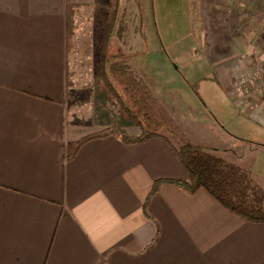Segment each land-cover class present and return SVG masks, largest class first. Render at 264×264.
Listing matches in <instances>:
<instances>
[{
  "label": "crops",
  "instance_id": "1",
  "mask_svg": "<svg viewBox=\"0 0 264 264\" xmlns=\"http://www.w3.org/2000/svg\"><path fill=\"white\" fill-rule=\"evenodd\" d=\"M96 1L0 0V264H264V222L204 189L162 183L144 207L156 179L187 178L172 149L183 142L246 170L216 151L244 154L264 189L253 173L264 165V0H199L212 111L181 137L110 135L66 161L65 142L104 127L66 116L65 6ZM254 71L239 96L236 77Z\"/></svg>",
  "mask_w": 264,
  "mask_h": 264
},
{
  "label": "rangeland",
  "instance_id": "2",
  "mask_svg": "<svg viewBox=\"0 0 264 264\" xmlns=\"http://www.w3.org/2000/svg\"><path fill=\"white\" fill-rule=\"evenodd\" d=\"M198 2L138 0L135 6L141 35L135 46L138 53L132 55L131 70L126 75L129 78L137 75L138 84L142 83L143 88L138 87L137 91L142 92L141 109L148 116L139 113V120L146 131L162 127L166 131L173 129L181 137L185 128L194 125L188 120L192 122L197 120L196 116L212 111L208 95L215 79L204 62L207 33L201 25ZM95 11L93 7L83 6L76 18L74 45L68 59L72 76L66 97V116L68 120L97 127L129 124L140 128L139 124L125 119L118 105L108 101L97 87L103 25ZM126 103L134 109L130 102ZM216 153L251 170L244 154L236 155L232 150ZM258 165L259 162L256 167ZM261 170L264 171V165L259 172L254 168L253 173L262 177L258 181L264 185Z\"/></svg>",
  "mask_w": 264,
  "mask_h": 264
},
{
  "label": "trees",
  "instance_id": "3",
  "mask_svg": "<svg viewBox=\"0 0 264 264\" xmlns=\"http://www.w3.org/2000/svg\"><path fill=\"white\" fill-rule=\"evenodd\" d=\"M96 2L93 8L103 25L101 59L96 73L97 87L108 101L118 105L125 119L139 124L140 133L129 134L122 126L116 124L106 126L76 140L65 142L66 161L73 159L81 145L92 139L111 135L123 143H138L154 134L152 131L144 130L139 120V113L148 116L141 109L142 92L137 91L138 87L143 88L142 83L140 82L139 85L137 82L140 78L137 75H130L131 78L126 75L131 70L129 66L132 55L138 53L135 46L141 35L137 27L139 15L135 9L138 0H97ZM86 7L91 8V6ZM79 13L78 5L66 3L64 14L66 97L72 76L68 59L74 45L76 18ZM127 101L135 106L133 110L127 105ZM172 149L188 176L185 179H156L148 191L144 207L158 187L162 183H168L188 194L204 189L235 216L250 222H264V189L253 181L249 172L188 142H183L178 148Z\"/></svg>",
  "mask_w": 264,
  "mask_h": 264
},
{
  "label": "built area",
  "instance_id": "4",
  "mask_svg": "<svg viewBox=\"0 0 264 264\" xmlns=\"http://www.w3.org/2000/svg\"><path fill=\"white\" fill-rule=\"evenodd\" d=\"M257 79L258 74L256 71L249 74H242L237 76L234 81V88L236 93L239 96H243L249 93L255 87Z\"/></svg>",
  "mask_w": 264,
  "mask_h": 264
}]
</instances>
